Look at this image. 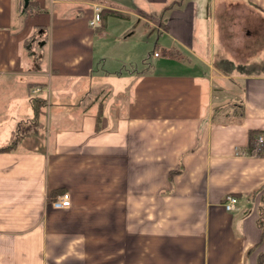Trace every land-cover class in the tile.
I'll return each mask as SVG.
<instances>
[{
	"label": "crops",
	"instance_id": "1",
	"mask_svg": "<svg viewBox=\"0 0 264 264\" xmlns=\"http://www.w3.org/2000/svg\"><path fill=\"white\" fill-rule=\"evenodd\" d=\"M263 58L264 0H0V264H264Z\"/></svg>",
	"mask_w": 264,
	"mask_h": 264
},
{
	"label": "trees",
	"instance_id": "2",
	"mask_svg": "<svg viewBox=\"0 0 264 264\" xmlns=\"http://www.w3.org/2000/svg\"><path fill=\"white\" fill-rule=\"evenodd\" d=\"M30 3L28 2V4L26 5V8H30ZM34 36L32 35L31 37H29L25 43H24V47L25 50L27 52V54L29 56H31L32 58V62L30 64V70L31 71H41V61H42V53L39 51H36V47L38 46L36 43H33ZM38 38H36L37 40ZM257 64H251L249 66H241L238 67L239 71L243 73V75H247V76H253V75H261L264 72V61L260 64V67L256 66ZM33 110L35 113V116H37L40 108H42L43 106L46 105V99L41 97V96H34L33 97ZM36 118H33V125H35V121ZM37 122V120H36ZM32 124L27 125L26 123H21L16 127V133L15 136L11 142V144H9V146L5 147L4 149H11L13 148L20 140L21 136L28 133L30 131V129L35 130L36 126H33ZM254 139L255 137H253V135H250V139H249V152L251 153V147L254 143ZM264 154V152L262 153ZM259 191V190H257ZM255 191V192H257ZM260 220H259V226L261 228H263L264 230V203L263 206L260 209Z\"/></svg>",
	"mask_w": 264,
	"mask_h": 264
},
{
	"label": "built area",
	"instance_id": "3",
	"mask_svg": "<svg viewBox=\"0 0 264 264\" xmlns=\"http://www.w3.org/2000/svg\"><path fill=\"white\" fill-rule=\"evenodd\" d=\"M102 20V7L99 4H94L92 10V16L88 20V24L92 27H95L100 24ZM169 48L165 47L163 37H159L156 40L155 48L152 52L153 57H161L165 53H168ZM39 89H35L33 93L38 92ZM264 152V135L259 134L255 137L254 143L251 147L252 155H259ZM238 204V200L234 195L227 194L223 201L222 206L226 211H232L235 209ZM51 205L54 208H69L71 206V195L69 192L59 193L54 200H52Z\"/></svg>",
	"mask_w": 264,
	"mask_h": 264
},
{
	"label": "rangeland",
	"instance_id": "4",
	"mask_svg": "<svg viewBox=\"0 0 264 264\" xmlns=\"http://www.w3.org/2000/svg\"><path fill=\"white\" fill-rule=\"evenodd\" d=\"M93 6H94V5H93ZM101 7H102V6H101ZM102 11H103V10H102ZM140 49H141V47H140ZM140 49H139V51H141ZM144 51H146V50H144ZM144 51L142 52L141 55H143V54L145 53ZM151 51H152V50H151ZM151 51L149 52V54L152 53ZM147 56H148V55H147ZM142 57H144V56H142ZM140 59H141V56H140V58L138 57V58L132 59V61L134 60V63H135V64L133 65V66H134L133 68H136V67H140V68H141V67H143V68H144V67H148V66H146V63H145L144 65L142 64L143 62H141V61H142L143 58H142L141 60H140ZM145 60H147V57H146V56H145V59H144L143 61H145ZM153 61H154L153 59H150V58L148 59V62H149V63H150V62L153 63ZM263 61H264V58H263ZM256 66H257V67H260V64H257ZM122 70H123V68H121V71H122ZM124 75H125V74H124Z\"/></svg>",
	"mask_w": 264,
	"mask_h": 264
},
{
	"label": "water",
	"instance_id": "5",
	"mask_svg": "<svg viewBox=\"0 0 264 264\" xmlns=\"http://www.w3.org/2000/svg\"><path fill=\"white\" fill-rule=\"evenodd\" d=\"M43 43V42H42Z\"/></svg>",
	"mask_w": 264,
	"mask_h": 264
}]
</instances>
